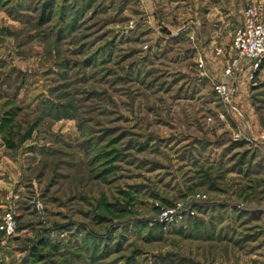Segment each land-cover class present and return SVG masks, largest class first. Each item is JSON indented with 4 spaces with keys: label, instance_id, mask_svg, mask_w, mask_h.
Returning <instances> with one entry per match:
<instances>
[{
    "label": "rangeland",
    "instance_id": "obj_1",
    "mask_svg": "<svg viewBox=\"0 0 264 264\" xmlns=\"http://www.w3.org/2000/svg\"><path fill=\"white\" fill-rule=\"evenodd\" d=\"M251 6L0 0V264H264V63L214 90Z\"/></svg>",
    "mask_w": 264,
    "mask_h": 264
},
{
    "label": "built area",
    "instance_id": "obj_2",
    "mask_svg": "<svg viewBox=\"0 0 264 264\" xmlns=\"http://www.w3.org/2000/svg\"><path fill=\"white\" fill-rule=\"evenodd\" d=\"M231 50L234 59L227 60L224 80L214 86L216 94L223 99L227 106L231 105V98L237 89L236 83L233 81L235 74L241 73L246 68H252L255 72L264 63V11L255 6L244 11L243 24L234 33ZM218 54H223V50H218ZM200 62V66L203 67V61ZM232 109L237 111L234 105ZM247 140L257 142L252 138ZM1 229L7 234L15 232V219L10 213L4 217Z\"/></svg>",
    "mask_w": 264,
    "mask_h": 264
},
{
    "label": "trees",
    "instance_id": "obj_3",
    "mask_svg": "<svg viewBox=\"0 0 264 264\" xmlns=\"http://www.w3.org/2000/svg\"><path fill=\"white\" fill-rule=\"evenodd\" d=\"M52 10H50L49 12H50V16L48 17H46V15H44L42 18H41V22H40V24H48L50 21H51V19H52V12H51Z\"/></svg>",
    "mask_w": 264,
    "mask_h": 264
},
{
    "label": "crops",
    "instance_id": "obj_4",
    "mask_svg": "<svg viewBox=\"0 0 264 264\" xmlns=\"http://www.w3.org/2000/svg\"><path fill=\"white\" fill-rule=\"evenodd\" d=\"M243 16H244V14L242 15V23H241V25H240V27L242 26V24H243ZM195 23V22H194ZM196 24H198V23H196ZM198 28V27H197ZM182 30H180V32H181Z\"/></svg>",
    "mask_w": 264,
    "mask_h": 264
}]
</instances>
